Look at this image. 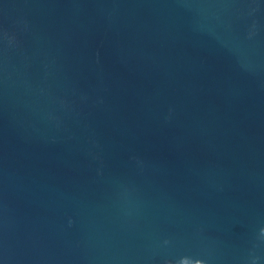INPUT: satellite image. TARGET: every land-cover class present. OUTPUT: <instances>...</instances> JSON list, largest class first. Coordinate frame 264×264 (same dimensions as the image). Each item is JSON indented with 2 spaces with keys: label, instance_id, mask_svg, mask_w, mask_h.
<instances>
[{
  "label": "water",
  "instance_id": "95a60500",
  "mask_svg": "<svg viewBox=\"0 0 264 264\" xmlns=\"http://www.w3.org/2000/svg\"><path fill=\"white\" fill-rule=\"evenodd\" d=\"M0 264H264V0H0Z\"/></svg>",
  "mask_w": 264,
  "mask_h": 264
}]
</instances>
